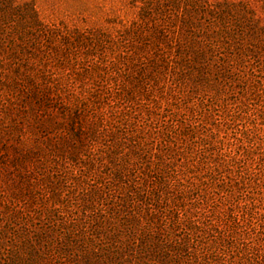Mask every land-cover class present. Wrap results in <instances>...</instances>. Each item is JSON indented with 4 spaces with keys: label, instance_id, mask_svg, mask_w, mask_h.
<instances>
[{
    "label": "rangeland",
    "instance_id": "obj_1",
    "mask_svg": "<svg viewBox=\"0 0 264 264\" xmlns=\"http://www.w3.org/2000/svg\"><path fill=\"white\" fill-rule=\"evenodd\" d=\"M0 264H264V0H0Z\"/></svg>",
    "mask_w": 264,
    "mask_h": 264
},
{
    "label": "trees",
    "instance_id": "obj_2",
    "mask_svg": "<svg viewBox=\"0 0 264 264\" xmlns=\"http://www.w3.org/2000/svg\"><path fill=\"white\" fill-rule=\"evenodd\" d=\"M140 1L141 2H145V0H140ZM173 8L175 10H177L178 9V4L173 5ZM145 11H146V8H143L142 13L140 14L139 22H136L131 28L128 29L129 33H133V31H138L140 29V25L139 24L141 22H144L145 19H146V16L144 14ZM183 11H184V14H186V18L187 19H182L181 20L182 28L188 29L189 26L192 25V23H193L192 20H191L190 11L187 8H185ZM153 38H154L155 42H157V43L158 42L159 43L167 42V39L165 38L164 32L160 28H155L153 30ZM187 42H189L190 48H192V47L196 48V46L198 47V44H199V42L194 41V39L193 40L189 39Z\"/></svg>",
    "mask_w": 264,
    "mask_h": 264
}]
</instances>
